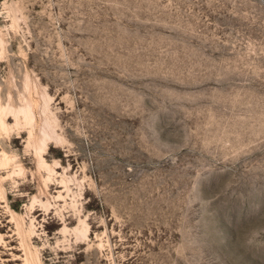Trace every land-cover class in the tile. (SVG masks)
Here are the masks:
<instances>
[{"label":"rangeland","instance_id":"obj_1","mask_svg":"<svg viewBox=\"0 0 264 264\" xmlns=\"http://www.w3.org/2000/svg\"><path fill=\"white\" fill-rule=\"evenodd\" d=\"M0 264H264V0H0Z\"/></svg>","mask_w":264,"mask_h":264},{"label":"bare ground","instance_id":"obj_2","mask_svg":"<svg viewBox=\"0 0 264 264\" xmlns=\"http://www.w3.org/2000/svg\"><path fill=\"white\" fill-rule=\"evenodd\" d=\"M0 126L5 127L4 113L0 110Z\"/></svg>","mask_w":264,"mask_h":264}]
</instances>
